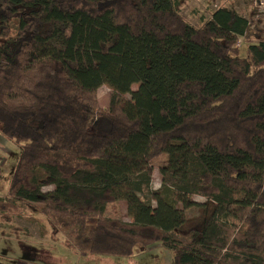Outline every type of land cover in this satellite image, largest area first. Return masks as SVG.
I'll list each match as a JSON object with an SVG mask.
<instances>
[{"label": "trees", "instance_id": "16d2710c", "mask_svg": "<svg viewBox=\"0 0 264 264\" xmlns=\"http://www.w3.org/2000/svg\"><path fill=\"white\" fill-rule=\"evenodd\" d=\"M202 21L175 0H0V134L18 146L0 219L34 204L80 253L264 264V39L241 56L242 13ZM118 199L131 220L106 214Z\"/></svg>", "mask_w": 264, "mask_h": 264}, {"label": "rangeland", "instance_id": "374dc122", "mask_svg": "<svg viewBox=\"0 0 264 264\" xmlns=\"http://www.w3.org/2000/svg\"><path fill=\"white\" fill-rule=\"evenodd\" d=\"M181 15L195 26H200L203 19L210 16L217 6L235 8L249 21L248 37H239L240 55H246V45L264 39V15L256 10V0H175ZM137 89V84L131 86ZM110 88L99 87L96 97L101 108L107 106ZM130 99L129 94L124 100ZM18 154V146L12 140L0 134V163L3 180L0 183V195L5 194L11 170ZM167 155L160 154L152 159L149 172L151 188H160L159 168L166 162ZM49 189V188H46ZM169 198V190H162ZM150 198L149 196H142ZM196 201L204 200L194 195ZM155 205V200L152 202ZM25 216L13 220L0 219V262L3 264H169L172 259L170 250L160 244L143 249L137 246L134 254L128 258L77 252L69 245V236L57 230L34 204H28L23 211ZM187 215L195 213L194 208L186 209ZM106 214L111 217L131 220L123 199L106 203Z\"/></svg>", "mask_w": 264, "mask_h": 264}, {"label": "built area", "instance_id": "2783aa9c", "mask_svg": "<svg viewBox=\"0 0 264 264\" xmlns=\"http://www.w3.org/2000/svg\"><path fill=\"white\" fill-rule=\"evenodd\" d=\"M256 10L259 14L264 15V0H256Z\"/></svg>", "mask_w": 264, "mask_h": 264}, {"label": "crops", "instance_id": "0c3cea01", "mask_svg": "<svg viewBox=\"0 0 264 264\" xmlns=\"http://www.w3.org/2000/svg\"><path fill=\"white\" fill-rule=\"evenodd\" d=\"M170 263H171V260H170ZM170 263H169V264H170Z\"/></svg>", "mask_w": 264, "mask_h": 264}]
</instances>
